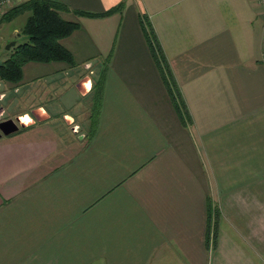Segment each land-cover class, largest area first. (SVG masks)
Returning <instances> with one entry per match:
<instances>
[{
  "label": "crops",
  "instance_id": "obj_1",
  "mask_svg": "<svg viewBox=\"0 0 264 264\" xmlns=\"http://www.w3.org/2000/svg\"><path fill=\"white\" fill-rule=\"evenodd\" d=\"M54 1L78 22L61 42L79 64L29 61L16 87L0 80V119L35 121L0 136V264H264L263 6L124 0L96 16L122 0ZM28 14H0L4 43Z\"/></svg>",
  "mask_w": 264,
  "mask_h": 264
},
{
  "label": "trees",
  "instance_id": "obj_2",
  "mask_svg": "<svg viewBox=\"0 0 264 264\" xmlns=\"http://www.w3.org/2000/svg\"><path fill=\"white\" fill-rule=\"evenodd\" d=\"M124 4V0L116 5L108 8L96 16L109 15L119 9ZM58 4L54 0H22L9 10L2 11V21L14 18L16 15L28 11L29 14L22 27V32L27 36L26 40L20 41L15 39V44L10 46V51L0 60V80L12 84L13 87L19 85L23 80V67L29 61L36 62H56L62 61L68 66H76L79 64L71 50L62 42L61 38L69 35L77 28L78 22L65 19L56 7ZM85 13L86 12H82ZM91 15H94L91 13ZM94 15V16H95ZM145 37L148 41L153 58L159 66L163 82L167 88L171 100L174 102L177 111L182 116L185 110L184 101L181 98V93L174 80V77L168 69L166 59L163 56L157 38L151 31L148 21L141 19ZM102 69V74L106 72V66ZM102 79H96L93 88V105L91 120V129L96 127L101 106V86L99 83ZM93 132L89 130L88 135Z\"/></svg>",
  "mask_w": 264,
  "mask_h": 264
},
{
  "label": "rangeland",
  "instance_id": "obj_3",
  "mask_svg": "<svg viewBox=\"0 0 264 264\" xmlns=\"http://www.w3.org/2000/svg\"><path fill=\"white\" fill-rule=\"evenodd\" d=\"M22 0H20V2H21ZM10 8H8V9H6V10H9ZM0 14H3L2 12H0ZM26 20V19H25ZM25 20L24 19H21L20 17L16 20V25H18V30L20 31V36H19V38H18V40H20V41H24V40H26V38H27V36L22 32V27H23V25H24V23H25ZM6 27L8 26V25H5ZM4 28V27H3ZM3 28H2V30H3ZM9 28V27H8ZM8 28H6L7 30H8ZM1 30V31H2ZM14 39H12V40H9L8 42H6V43H4L3 42V40L2 39H0V60H2L3 59V57H4V55L8 52V51H10V48L8 49V48H6V46H7V44H9L11 41H13ZM68 42V41H67ZM70 47H71V49L72 50H74V51H79V49L77 48H75V46H73L72 45V42L70 43V44H68ZM43 71H41L40 69H39V72L38 73H42ZM45 76H42L41 78H35V79H43ZM71 79H72V77H70ZM44 96V99L45 100H49V98L52 96V94H48V95H45V94H43ZM37 98H38V95L37 96H33V99H35V100H37ZM29 101H31V99H28L27 101H26V103H28ZM25 102L24 101H22L20 104L23 106V104H24Z\"/></svg>",
  "mask_w": 264,
  "mask_h": 264
},
{
  "label": "water",
  "instance_id": "obj_4",
  "mask_svg": "<svg viewBox=\"0 0 264 264\" xmlns=\"http://www.w3.org/2000/svg\"><path fill=\"white\" fill-rule=\"evenodd\" d=\"M13 44H15V40L7 44L6 48H10V46ZM20 126H23V125H19L18 117L17 118L9 117V118L0 120V136L3 134H9L11 132H14Z\"/></svg>",
  "mask_w": 264,
  "mask_h": 264
},
{
  "label": "clouds",
  "instance_id": "obj_5",
  "mask_svg": "<svg viewBox=\"0 0 264 264\" xmlns=\"http://www.w3.org/2000/svg\"><path fill=\"white\" fill-rule=\"evenodd\" d=\"M85 87L88 89V91L90 92L92 90V82L88 81V83L85 85ZM0 99H3L2 96H0ZM46 110L41 108L40 112L44 113ZM66 119H70V117H66ZM18 121H19V125H23L25 127H28L30 125H32L33 123H35V121L33 120V117L25 112L22 115L18 116Z\"/></svg>",
  "mask_w": 264,
  "mask_h": 264
},
{
  "label": "built area",
  "instance_id": "obj_6",
  "mask_svg": "<svg viewBox=\"0 0 264 264\" xmlns=\"http://www.w3.org/2000/svg\"><path fill=\"white\" fill-rule=\"evenodd\" d=\"M258 1L263 6L264 9V0H258ZM18 2H20V0H0V12L5 11L6 9L14 6ZM263 44H264V39H263ZM262 61L264 63V48L262 52Z\"/></svg>",
  "mask_w": 264,
  "mask_h": 264
},
{
  "label": "flooded vegetation",
  "instance_id": "obj_7",
  "mask_svg": "<svg viewBox=\"0 0 264 264\" xmlns=\"http://www.w3.org/2000/svg\"><path fill=\"white\" fill-rule=\"evenodd\" d=\"M3 119H5V118H3ZM3 119H0V120H3ZM21 127V126H20Z\"/></svg>",
  "mask_w": 264,
  "mask_h": 264
}]
</instances>
